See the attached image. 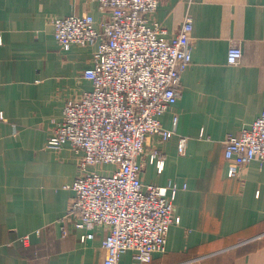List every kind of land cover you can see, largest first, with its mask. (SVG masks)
<instances>
[{
    "label": "crops",
    "instance_id": "0c3cea01",
    "mask_svg": "<svg viewBox=\"0 0 264 264\" xmlns=\"http://www.w3.org/2000/svg\"><path fill=\"white\" fill-rule=\"evenodd\" d=\"M187 2L160 0L148 16V25L163 27L170 39L189 15L191 63L180 97L159 117L173 134L165 142L148 136L137 159L142 184L177 188L172 224L163 253L139 262L126 252L120 263L264 264V163L239 168L224 158L226 137L264 114V0ZM83 14L96 24L105 16L88 0H0V264H103L105 258L104 228L77 230L69 221L62 235L74 196L67 187L82 154L68 144L45 147L66 102L91 88L80 74L96 47L64 51L53 36V20ZM231 43L242 51L236 66L226 61ZM181 136L184 155L177 152ZM152 149L164 155L161 173L148 161ZM86 233L94 237L82 242Z\"/></svg>",
    "mask_w": 264,
    "mask_h": 264
},
{
    "label": "built area",
    "instance_id": "2783aa9c",
    "mask_svg": "<svg viewBox=\"0 0 264 264\" xmlns=\"http://www.w3.org/2000/svg\"><path fill=\"white\" fill-rule=\"evenodd\" d=\"M88 1L105 15L98 24L88 14L52 22L62 50L72 45L96 47L91 66L80 74L90 90L66 102L63 119L45 145L59 150L68 144L82 154L78 175L67 187L74 196L62 218V235H67L69 221L77 230L102 227L103 264H121L126 252L136 261L149 262L154 253L165 251L177 188L142 184L137 159L144 154L148 136L158 135L165 142L174 132L164 129L159 117L181 95V76L191 63L192 20L186 14L177 33L167 39L163 27L148 25L160 0ZM241 58L240 46L231 43L227 64L236 66ZM186 143V137L178 138L179 155H184ZM224 158L239 168L253 161L264 163V114L226 137ZM148 161L162 172L165 159L159 150L152 149ZM232 174L230 167L228 175ZM93 237L86 233L80 240ZM19 241L25 246L29 238Z\"/></svg>",
    "mask_w": 264,
    "mask_h": 264
},
{
    "label": "rangeland",
    "instance_id": "374dc122",
    "mask_svg": "<svg viewBox=\"0 0 264 264\" xmlns=\"http://www.w3.org/2000/svg\"><path fill=\"white\" fill-rule=\"evenodd\" d=\"M104 169H105V170H109V169H110V167H105Z\"/></svg>",
    "mask_w": 264,
    "mask_h": 264
}]
</instances>
